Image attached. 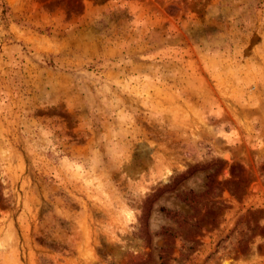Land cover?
Returning a JSON list of instances; mask_svg holds the SVG:
<instances>
[{"label": "rangeland", "instance_id": "1", "mask_svg": "<svg viewBox=\"0 0 264 264\" xmlns=\"http://www.w3.org/2000/svg\"><path fill=\"white\" fill-rule=\"evenodd\" d=\"M0 264H264V0H0Z\"/></svg>", "mask_w": 264, "mask_h": 264}]
</instances>
